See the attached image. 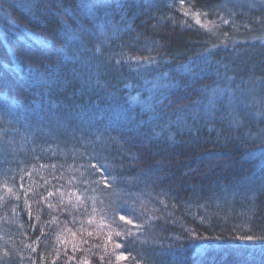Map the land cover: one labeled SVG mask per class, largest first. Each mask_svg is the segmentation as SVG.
Returning a JSON list of instances; mask_svg holds the SVG:
<instances>
[{"label": "trees", "instance_id": "1", "mask_svg": "<svg viewBox=\"0 0 264 264\" xmlns=\"http://www.w3.org/2000/svg\"><path fill=\"white\" fill-rule=\"evenodd\" d=\"M223 1L0 0V264H264V13Z\"/></svg>", "mask_w": 264, "mask_h": 264}, {"label": "rangeland", "instance_id": "2", "mask_svg": "<svg viewBox=\"0 0 264 264\" xmlns=\"http://www.w3.org/2000/svg\"><path fill=\"white\" fill-rule=\"evenodd\" d=\"M230 1L233 2L234 0H224L223 4L222 3H220V4L223 6L224 5L228 6ZM236 1H238L241 4L243 2L248 3L249 5L251 4V8H255L256 10L260 9L264 13V0H236ZM201 20H202L203 24L208 28L209 27L212 28V26H214L212 20H209V19L203 18V17L201 18ZM260 30H261L260 34H259V36H257L255 38V40L264 41V25H262V28Z\"/></svg>", "mask_w": 264, "mask_h": 264}, {"label": "snow or ice", "instance_id": "3", "mask_svg": "<svg viewBox=\"0 0 264 264\" xmlns=\"http://www.w3.org/2000/svg\"><path fill=\"white\" fill-rule=\"evenodd\" d=\"M21 6H22V7H25V8H28V9H31V7H32L31 3L23 4V5H21ZM83 6H84V7H88L87 4H84ZM120 219H121V220H126L127 217L121 215V216H120ZM128 222L131 223V221H128ZM243 239L252 240V239H254V237L248 236V237H244ZM260 239H261L262 241H264V237H261ZM117 247H120V245L118 244ZM119 258H120V259H125L126 256L122 253L121 256H120Z\"/></svg>", "mask_w": 264, "mask_h": 264}]
</instances>
